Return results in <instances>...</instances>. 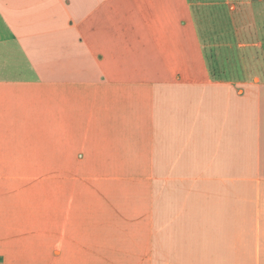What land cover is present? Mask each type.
I'll list each match as a JSON object with an SVG mask.
<instances>
[{
	"label": "crops",
	"instance_id": "obj_1",
	"mask_svg": "<svg viewBox=\"0 0 264 264\" xmlns=\"http://www.w3.org/2000/svg\"><path fill=\"white\" fill-rule=\"evenodd\" d=\"M0 264H264V0H0Z\"/></svg>",
	"mask_w": 264,
	"mask_h": 264
},
{
	"label": "rangeland",
	"instance_id": "obj_2",
	"mask_svg": "<svg viewBox=\"0 0 264 264\" xmlns=\"http://www.w3.org/2000/svg\"><path fill=\"white\" fill-rule=\"evenodd\" d=\"M197 14V22H199L200 27L202 28V21H200L199 19H202V12L200 13H196ZM187 13H181L180 16L177 19V25H178V34L181 38H187L188 40H185V42L187 43L188 41H190L189 44H185V46H188L189 49V56L187 55L188 61L190 62L189 65L190 67H196L197 69H204V63H203V59L201 56H199L198 54V46L191 44V41L194 38V32H193V28L189 27V26H184V25H180L179 21L182 20L184 18V16L187 17ZM188 19L192 18V16L188 15L187 17ZM201 33H202V29ZM197 30V29H195ZM195 40V39H194ZM89 175H97V174H102V173H88ZM109 174V173H106ZM124 209H126V215H128L130 213V208H128L125 204H123ZM119 210H116L115 212L112 211V214H116L118 213ZM117 215V214H116Z\"/></svg>",
	"mask_w": 264,
	"mask_h": 264
}]
</instances>
